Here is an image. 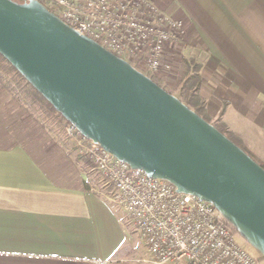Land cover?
Returning <instances> with one entry per match:
<instances>
[{"label":"crops","instance_id":"0c3cea01","mask_svg":"<svg viewBox=\"0 0 264 264\" xmlns=\"http://www.w3.org/2000/svg\"><path fill=\"white\" fill-rule=\"evenodd\" d=\"M153 1L186 30L166 61L177 51L197 60L211 115L226 107L245 147L263 149L264 0ZM7 115L0 107V264H144L139 233L136 242L129 215L110 201L114 187L99 172L96 180L66 134L36 126L24 139Z\"/></svg>","mask_w":264,"mask_h":264},{"label":"water","instance_id":"95a60500","mask_svg":"<svg viewBox=\"0 0 264 264\" xmlns=\"http://www.w3.org/2000/svg\"><path fill=\"white\" fill-rule=\"evenodd\" d=\"M0 54L84 137L212 203L264 259V168L177 96L36 0H0Z\"/></svg>","mask_w":264,"mask_h":264},{"label":"built area","instance_id":"2783aa9c","mask_svg":"<svg viewBox=\"0 0 264 264\" xmlns=\"http://www.w3.org/2000/svg\"><path fill=\"white\" fill-rule=\"evenodd\" d=\"M36 1L79 36L95 41L137 70H146V75L171 69L165 59L167 50L186 37L184 22L163 13L153 0ZM65 133L114 187L110 201L126 211L146 246L139 262L264 264L238 244L231 224L212 203L180 193L168 181L132 168L70 123Z\"/></svg>","mask_w":264,"mask_h":264},{"label":"rangeland","instance_id":"374dc122","mask_svg":"<svg viewBox=\"0 0 264 264\" xmlns=\"http://www.w3.org/2000/svg\"><path fill=\"white\" fill-rule=\"evenodd\" d=\"M185 38L180 42V44L184 42ZM173 54L175 55V58L172 60V62L168 60L169 61L168 63L171 64V69L166 70L165 68H163L160 71H158V73L155 75L152 74L149 75L147 74V75L156 79V81H158L164 89H166L168 92L176 96L179 91L180 83L182 82L181 80H183V78L189 72L188 61L192 59L190 58L184 59L185 55L181 54V52L179 51L174 52ZM143 73L145 74L146 70ZM8 82L9 85L6 84ZM202 84H203V78H202ZM202 84H201V88H202ZM0 93H2L5 96V99L0 98V101H2V103L4 104L3 106H0L1 110L4 112L6 111L7 114H9L7 116H9L10 122L11 123L15 122L17 126L16 129L18 130L20 129L19 132L24 139L25 138L28 139V135H29V133L26 130L29 129L30 127L34 128L36 126L48 127L50 130L53 131L54 133L53 135L56 137H58V134L60 136L66 134L64 132V128L66 127V125L64 122H62L59 116H57L53 112L50 113L48 106L45 105L44 102L38 100L35 96H33L32 93H29V89L26 86V84L22 81V79L15 74V72L12 70V68L9 65L2 62L1 60H0ZM200 94H201V89H200ZM225 108H223V111H221L217 117L211 115L209 109L208 112L210 113V116H212L214 121H217L218 118H220L224 122ZM222 112L223 115L221 116ZM224 124L226 123L224 122ZM231 132H233L236 138H239L242 141V143L245 144L238 134H236L234 131ZM67 141H69V143L75 147V151L77 153L81 155L83 154L82 149H80L74 141L69 139ZM246 149L254 156H256L262 163H264V158H263L264 148L262 149V148L249 147ZM97 172L98 171H96V174L94 175L96 177V180L103 182L102 177L98 175L99 173L97 174ZM133 238L136 242H139V236L137 231L133 233ZM236 241L251 256H253L256 259L261 258L260 253L257 250H255L253 247H251L240 235L236 236ZM145 253H146V246H145Z\"/></svg>","mask_w":264,"mask_h":264},{"label":"trees","instance_id":"16d2710c","mask_svg":"<svg viewBox=\"0 0 264 264\" xmlns=\"http://www.w3.org/2000/svg\"><path fill=\"white\" fill-rule=\"evenodd\" d=\"M0 60L7 65H9L15 74L22 79V81L26 84L29 89V93H32L38 100L44 102L45 105L48 106L50 113L53 112L65 123V125L69 124L62 115L57 112V110L40 94L38 93L32 86L29 84L26 79L0 54ZM189 72L187 75L181 80L178 94L176 95L183 103H185L188 107L194 110L200 117H202L207 122L213 124L222 134L228 137L233 143H235L238 147L244 150L247 154H249L259 165L264 168V163H262L256 156L250 153L242 141L239 138H236L233 132L230 131L228 126L224 124V122L218 118L217 121H214L210 113L208 112L207 103L203 99L200 94L201 84H202V75L201 70L202 66L194 59L188 61ZM150 77V76H149ZM153 81H155L158 85L160 83L156 81L153 77H151ZM9 85V82L6 83ZM161 86V85H160ZM12 90V89H11ZM25 92V91H24ZM20 96V95H19ZM223 112L221 113V116ZM65 132V128H64ZM67 137V136H66ZM83 152V151H82ZM79 157H83L86 159L87 164L90 167H94L93 162L89 159V157L83 152V154ZM235 235H239L236 228L230 225ZM260 260L264 261V259L260 258Z\"/></svg>","mask_w":264,"mask_h":264}]
</instances>
